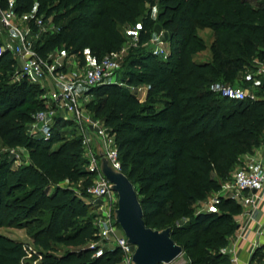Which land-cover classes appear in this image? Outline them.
Returning a JSON list of instances; mask_svg holds the SVG:
<instances>
[{"label":"trees","instance_id":"16d2710c","mask_svg":"<svg viewBox=\"0 0 264 264\" xmlns=\"http://www.w3.org/2000/svg\"><path fill=\"white\" fill-rule=\"evenodd\" d=\"M154 1L15 0L13 9L45 18L57 12L58 31L41 34L35 50L45 57L62 47L80 66L120 49L127 23L139 21L142 46L155 22L165 30L166 60L131 50L123 65L125 86L93 87L86 107L114 135L120 170L134 184L145 224L170 227L191 264H231L223 250L238 229L234 216L242 205L224 196L216 197L211 211H197L196 204L229 179L239 156L264 144V77L257 76L255 100H230L209 85L217 80L252 85L246 76L258 69L254 61L264 64V0H157L153 20L151 10L142 14L141 8ZM1 4L5 7V0ZM199 29L213 35L204 61L195 60L207 47ZM15 64L7 53L0 57L4 71ZM138 85L148 86L143 102L129 89ZM43 92L25 79L8 84L0 72V140L10 148H27L30 158L15 169L0 161V227L27 228L38 248L27 257L24 243L0 234V264H119L117 248L93 256L94 215L71 188L59 186L66 179L91 183L82 167L81 137L67 140L53 127L47 140L26 132L32 115L46 106L39 98ZM57 245L66 250L55 254ZM262 251L264 245L251 261Z\"/></svg>","mask_w":264,"mask_h":264},{"label":"built area","instance_id":"2783aa9c","mask_svg":"<svg viewBox=\"0 0 264 264\" xmlns=\"http://www.w3.org/2000/svg\"><path fill=\"white\" fill-rule=\"evenodd\" d=\"M15 0H5V7L0 0V30L4 33L0 44V56L9 54L18 65L15 80H27L32 84L40 86L44 92L46 109H41L32 115V120L28 123L26 132L30 136L42 137L47 140L51 137L52 122L55 110L61 109L66 118L71 120L81 130V143L85 154L94 153L97 160H92L88 172L94 175L91 183L83 186L81 181L77 185L81 190H73L69 187L72 184L68 179L59 183L61 187L71 188L75 194H81L88 200H100V214L96 223L97 241L91 243V247H96L94 257L101 256L106 250L117 248L121 253L119 264H131V257L134 246L127 243V238L123 232L119 231L118 225L113 218V209L116 207L117 196L110 188V183L101 173L99 168V156L91 145L98 142L100 147L112 165L120 169L118 161L117 147L114 135L103 124L101 119L92 116L90 111L81 103V98L88 96L83 93V88H91L102 83H115L117 73L121 64L116 55L106 54L98 61L86 60L82 66L83 74L69 75L66 73L64 63L53 65L49 53L47 56H40L35 50L34 44L40 34L45 31L44 18L35 14L24 13L18 15L13 9ZM31 24L33 26H31ZM137 37V36H136ZM153 44L152 54L166 60L169 56V46L165 30H159L152 35L146 43ZM58 62V61H56ZM50 83L51 88H46ZM85 86V87H84ZM209 90L221 97L230 100H243L245 98L258 99L256 95H250L245 90L225 83H211ZM14 149V148H12ZM257 154V153H256ZM264 181V155L257 154L250 156L244 167L237 169L230 182L221 185L222 196L235 199L242 206L255 208L261 197L256 192ZM74 184V183H73ZM218 197V196H217ZM115 207L111 209V206ZM112 240L113 248L103 249L105 243ZM27 257L36 250L31 246H24ZM232 262L236 257H230ZM36 263V261H34ZM248 264H261L260 261H249Z\"/></svg>","mask_w":264,"mask_h":264},{"label":"rangeland","instance_id":"374dc122","mask_svg":"<svg viewBox=\"0 0 264 264\" xmlns=\"http://www.w3.org/2000/svg\"><path fill=\"white\" fill-rule=\"evenodd\" d=\"M53 5H57V4L54 3ZM149 9L151 10V16H152L153 20H155L156 15H157V11H158L157 0L154 1L153 5L147 3L144 6H142L141 13L143 14L145 11H147ZM31 14L32 15L35 14V11L31 12ZM57 14L58 13L55 12L51 16H49L48 18H45V17H43V15H41L44 18V23H45V25H44L45 31H43L41 33L42 35H44V33L53 34L54 32L58 31V28H59L58 24H56L54 21V16L57 17ZM122 28H123L122 29L123 43H122L120 49L110 51L106 54L116 55L118 57V60H119L120 64L122 65V67L120 68L119 73L116 76V82L115 83L125 86L124 84H122L121 81H122L123 72H124L123 65H124V62H125V59H126L128 53L131 50L136 51L138 49H142L143 51H151L152 52L154 47H153L152 43H149L148 45L144 44L143 46L139 45L137 43V37L136 36H137L138 29H139V21L138 20L131 22V23H127ZM159 28H160V25L155 22L154 29H158V31H159ZM158 31H155V33L153 32L152 35L156 34ZM198 33L203 38L207 47L205 50L197 52V54L195 55V60L196 61H204V60H207L210 58L209 46L212 42L213 35L209 29H199ZM3 37H4V33L0 30V44H1V41L3 40ZM142 47H144V48H142ZM106 54H104L103 56H105ZM49 55H51V58L54 59L52 61L53 65H57V63H64L63 70L66 73H68L69 75H75L78 73L81 75L83 74L84 70H83L82 66L79 65L78 58L74 55L67 53L62 47L54 48V50L51 51L49 53ZM87 60L92 61L91 58H87ZM56 61H58V62H56ZM17 68H18V65L15 64L12 67L11 71H4L3 67H1V65H0V72L5 73V75L7 76L8 84L18 82L17 80L14 79ZM261 76L264 77V74ZM19 81H21V80H19ZM215 82L224 83L220 80H217ZM226 84L241 88L243 90L245 87L240 82H236L233 84H230V83H226ZM210 85H209V87H210ZM45 86H46V88H51L50 83H47ZM92 88L93 87H91V88L85 87V88H83L82 91H83V93L87 94ZM258 88H259L258 85H257V88H255L254 85L252 84L249 86V89L251 92L250 93L246 92V93H248L250 95L257 94L260 92V90ZM129 89L131 92H133L136 95V97L141 102H143L145 100L147 89H148L147 85L133 86V87H129ZM261 93H263V92H261ZM39 98L42 99L44 102H46L45 100H47L43 97V95L39 96ZM90 99H91V97L89 95L84 97V98L82 97L81 103L84 106H86L87 102ZM46 108L47 107L45 106V108H43V109H46ZM55 111L56 112H55L54 120L52 122V127L54 129L59 130L61 132V136H63L67 140H72V139H75L77 137H81V139H82L81 130L77 127V125L75 123L71 122V120H69L68 118H66L65 113L61 109H56ZM59 117H60L61 121L59 124H57L55 122ZM95 146H96V142L93 145H91L90 150L91 149L95 150ZM13 148L14 149L6 146L0 140V161H7L9 166L12 169H15L17 167L27 165L30 163L29 150L27 148H24V147H13ZM251 155L254 156L257 154L255 151H252L251 153H247V154H244L242 156H239L238 163L234 166L229 179L224 180V181L221 180L220 188H221V185L223 183L230 182L232 180L233 173L237 169L244 167L245 162L249 161V158ZM81 157L84 160L82 167L86 171H88V167H89L91 161L97 160V158L93 152H91L89 154H85V150L83 149V146L81 149ZM90 178L93 179L94 175H90ZM68 186L71 187L73 190H76V189L78 191L81 190V187H79L77 185V183H74V184L72 183V184H69ZM77 196H79V198L85 203V206L87 207L88 213L91 215H94L93 222L95 224L99 215H101L100 210H99V207H100L99 205L102 202L100 200H88L86 197H84L81 194H77ZM217 196H222V190L221 189H219L217 191L210 192L204 200L198 202L196 204V210L197 211H200V210L201 211H207L210 208H214V202H215ZM114 207H115V204L111 206V209ZM118 227H119V225H118ZM119 231L122 232L120 227H119ZM0 234L5 235V236L12 238L14 240L20 241V242L24 243V245L31 246L34 249L38 250V248H36L35 246L32 245L30 232L27 228H15V227L2 226V227H0ZM113 246H114V244H112V240H111V241L105 243V245L103 246V249L106 250L107 248H113ZM56 248H57V250H56L55 254H61L66 250V248L62 245H57ZM259 256H260V258H256V261H258V262L260 261L261 264H264V251H262V254L260 253ZM171 264H191V262H190L189 257L187 256V254L183 252V254L181 256H179L176 260H174Z\"/></svg>","mask_w":264,"mask_h":264},{"label":"water","instance_id":"95a60500","mask_svg":"<svg viewBox=\"0 0 264 264\" xmlns=\"http://www.w3.org/2000/svg\"><path fill=\"white\" fill-rule=\"evenodd\" d=\"M96 154L99 156L100 171L117 196L116 207L113 209L114 221L126 236L127 243L134 246L131 264H171L184 252L182 246L171 238V228L148 227L134 184L104 156L98 142Z\"/></svg>","mask_w":264,"mask_h":264},{"label":"crops","instance_id":"0c3cea01","mask_svg":"<svg viewBox=\"0 0 264 264\" xmlns=\"http://www.w3.org/2000/svg\"><path fill=\"white\" fill-rule=\"evenodd\" d=\"M155 31H158V29H155ZM254 62L258 69L255 72L248 73L246 79H252V84L257 88L259 83L257 76L264 74V64L256 60ZM244 90L248 93L251 92L248 87H244ZM252 95L257 96V94ZM254 151L257 154H264V144ZM256 192L261 197L257 206L255 208L242 206V212L234 216L238 229L230 237L228 245L223 250L229 258L236 257L235 262H232L230 258L231 264H248L254 250L264 245V181ZM211 210L213 208L207 211Z\"/></svg>","mask_w":264,"mask_h":264}]
</instances>
